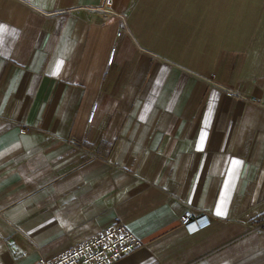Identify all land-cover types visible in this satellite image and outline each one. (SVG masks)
<instances>
[{
    "label": "crops",
    "instance_id": "crops-1",
    "mask_svg": "<svg viewBox=\"0 0 264 264\" xmlns=\"http://www.w3.org/2000/svg\"><path fill=\"white\" fill-rule=\"evenodd\" d=\"M104 1L0 0V264H264V0Z\"/></svg>",
    "mask_w": 264,
    "mask_h": 264
},
{
    "label": "built area",
    "instance_id": "built-area-1",
    "mask_svg": "<svg viewBox=\"0 0 264 264\" xmlns=\"http://www.w3.org/2000/svg\"><path fill=\"white\" fill-rule=\"evenodd\" d=\"M112 1L105 0L100 7L93 11L98 12L104 22L117 17L112 9ZM115 49L111 52L109 64L115 59ZM228 96H233L231 92ZM248 102L261 105L257 99H250ZM98 105L94 104L90 112V121L96 115ZM25 131H23L24 133ZM212 224L207 215L195 217L191 211H187L181 218V225L189 235H196ZM144 242L133 234L123 224H113L101 231L96 236L68 249L54 257H41L36 264H115L123 257L141 249Z\"/></svg>",
    "mask_w": 264,
    "mask_h": 264
},
{
    "label": "rangeland",
    "instance_id": "rangeland-1",
    "mask_svg": "<svg viewBox=\"0 0 264 264\" xmlns=\"http://www.w3.org/2000/svg\"><path fill=\"white\" fill-rule=\"evenodd\" d=\"M139 1H145V2L152 1V2H156L158 4H166V6L169 5V8H172V7L176 8L179 6L178 5L179 3L186 2V1H192V0H139ZM187 12L191 13L192 11L187 10Z\"/></svg>",
    "mask_w": 264,
    "mask_h": 264
},
{
    "label": "snow or ice",
    "instance_id": "snow-or-ice-1",
    "mask_svg": "<svg viewBox=\"0 0 264 264\" xmlns=\"http://www.w3.org/2000/svg\"><path fill=\"white\" fill-rule=\"evenodd\" d=\"M217 214L219 215V214H222V213L218 212Z\"/></svg>",
    "mask_w": 264,
    "mask_h": 264
}]
</instances>
